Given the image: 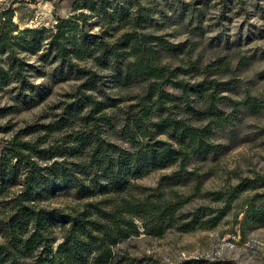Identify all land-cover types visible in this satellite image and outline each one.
Returning <instances> with one entry per match:
<instances>
[{
  "label": "trees",
  "instance_id": "16d2710c",
  "mask_svg": "<svg viewBox=\"0 0 264 264\" xmlns=\"http://www.w3.org/2000/svg\"><path fill=\"white\" fill-rule=\"evenodd\" d=\"M109 1L111 6L105 0L76 2L89 12L58 18L51 28L12 34V12L5 10L0 19V89L15 83L14 98L29 101L35 87L27 74L36 67L21 52L50 55L61 72L77 79L70 92L75 99L42 125L47 131L72 126V132L40 146L46 140H23L18 131L0 146V264H109L117 242L139 231L136 219L148 233L161 235V222H172L177 204L159 185L135 181L162 161L178 164L163 180L194 173L186 169L188 159L206 158L217 147L211 141L215 129L234 121L217 104L229 97L217 93L219 86L236 81L175 80L176 70L187 68L169 70L164 58L182 48L150 26L153 20L141 2L131 16L118 0ZM178 5L184 9V2ZM91 14L101 23L100 31L83 27ZM100 17L109 27L102 26ZM169 83L179 91L167 90ZM122 90L134 92L133 102L117 116L108 114L105 109L118 102L110 92ZM230 102L247 110L256 107L250 95ZM114 126H119L116 137L122 144L106 136ZM58 195L83 201L69 210L45 204ZM250 208L251 216L264 219V205ZM194 221L180 227L189 230Z\"/></svg>",
  "mask_w": 264,
  "mask_h": 264
},
{
  "label": "rangeland",
  "instance_id": "374dc122",
  "mask_svg": "<svg viewBox=\"0 0 264 264\" xmlns=\"http://www.w3.org/2000/svg\"><path fill=\"white\" fill-rule=\"evenodd\" d=\"M76 2L81 0H0V19L5 10L12 12V34L25 28H51L58 18L67 19L80 10L89 12L80 4L74 5ZM138 2L149 10L150 26L155 24L157 33L182 48L177 55L164 58L169 70L187 68L185 72L177 69L175 80L193 83L209 77L236 81L228 88L219 86L217 93L229 97L217 104L234 121L225 129H215L211 141L217 147L206 158L188 159L186 169L194 173L163 180L178 168L177 163L165 161L141 172L135 182L155 188L159 185L165 197L177 204L174 219L169 224L161 222V235L148 233L136 219L139 231L117 242L109 264H194V260L195 264H264V219L249 212L251 204L256 208L264 205V0H118L124 14L131 16ZM183 2L181 10L178 4ZM104 3L111 6L109 0ZM95 18L87 16V22H82L85 30L99 29L101 23ZM100 22L109 27L101 17ZM21 55L36 67L27 74L35 88L26 104L14 98L15 83L0 89V125L6 127L0 129V146L18 131L23 140H48L40 144L47 146L52 136L74 128L47 131L42 125L53 122L75 99L70 92L77 79L61 72L59 62L50 55ZM169 84L167 90L179 91ZM132 94L128 90L110 92L118 102L107 107V113L117 116L120 108L133 102ZM248 95L256 98L252 110L230 102L242 101ZM76 124L75 129H80ZM118 127L106 136L122 144L116 137ZM100 198L105 196L95 199ZM81 201L58 195L45 204L69 210ZM195 219L191 229L180 227Z\"/></svg>",
  "mask_w": 264,
  "mask_h": 264
}]
</instances>
